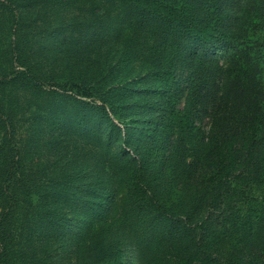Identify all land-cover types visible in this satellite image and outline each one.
<instances>
[{"label":"trees","instance_id":"obj_1","mask_svg":"<svg viewBox=\"0 0 264 264\" xmlns=\"http://www.w3.org/2000/svg\"><path fill=\"white\" fill-rule=\"evenodd\" d=\"M54 2L48 9L47 0H0V264L55 261L71 228L69 213L76 211L79 202L90 217L84 232H76L72 240L76 252L87 257L82 264H126L130 247L135 248L138 264H227L217 255L218 242H223L218 229L227 223L234 227L233 219L241 228L240 250L248 255L233 264H264V0H243L236 23L228 28L216 25V2ZM58 5H70L79 13L63 23L58 12L64 10H56ZM29 13L41 22L32 33L24 28V14ZM81 26L87 50L106 46L109 52L120 46V54L130 53L142 66L156 67L150 69L155 77L172 81L176 73L185 76L188 102L202 90L205 77L217 78L207 69L213 60L210 52L223 47L230 55L229 92L244 106L243 128L237 133L232 130L226 139L225 161H221L222 150L216 151L218 184L194 192L183 212L172 209V199L158 191L139 193L137 188L141 174L148 170L137 150L128 147L129 139L139 132L150 137L157 129L156 117L137 119L124 127L108 119L109 130L104 133L96 121L88 120L87 110L101 115L103 106L112 111L122 106L115 93L117 78L105 76L101 68L91 66L87 71L77 66L78 57L62 47L55 55L46 53L50 37L62 45ZM67 29L72 34L65 37ZM187 37L200 39L203 49L182 51ZM57 59L60 65L48 70ZM43 60L45 72L40 70ZM113 91V101L106 102L105 96ZM84 97L104 101L96 107V102ZM168 113L170 124L178 129L173 128L178 136L167 156L169 170L171 176L182 177L191 165L201 162L198 159L210 138L206 141L203 128L195 124L192 110ZM29 117L33 142L42 128L55 136L65 124L70 126L76 155L80 149L87 155L85 185L77 183L78 177L73 181L52 178V182V171L48 180L39 179L35 161H25L30 147L35 150V143H23V122ZM122 129L127 145L114 148L112 133ZM83 136L89 138L88 144H79ZM199 144L193 152L192 147ZM46 237L51 248L43 250L38 260L35 242Z\"/></svg>","mask_w":264,"mask_h":264},{"label":"rangeland","instance_id":"obj_2","mask_svg":"<svg viewBox=\"0 0 264 264\" xmlns=\"http://www.w3.org/2000/svg\"><path fill=\"white\" fill-rule=\"evenodd\" d=\"M183 1L205 4L207 2L215 3L217 0ZM47 2L48 9H51L49 7H54V0H47ZM216 3L218 7L214 15L217 18V27L228 28L230 25L236 23L234 17L239 13L243 0H218ZM62 9L64 11L58 12V18H63L64 21H61L63 23H69L70 19L76 13H79L77 10V12H73L74 8L70 5H58L56 7V10ZM36 18L35 14L29 13L26 17L24 14V28L26 31L32 33L39 28L38 25L41 22ZM79 19L82 20V16ZM36 23L38 24L35 27L34 25ZM82 31L83 27L81 26L75 32L74 38L71 41L64 40L62 45L61 40H57L56 37H50L46 53L55 55L60 47H62L64 51L67 50L71 57H78V61L75 63L77 66H83L87 71L91 66L101 68L105 76L109 74V77L117 78L116 82L119 88L115 93L117 94V98L120 99V102H122V106H119L116 111H112L109 106H103L101 108V111H103L101 115L87 110L89 116L86 117H88V120L93 123L96 121V125L104 133L109 130L108 119H114L124 127V125L134 124V121L137 119L156 117L157 129L150 137L144 136V132H139L132 135L131 139H129V145L131 146L128 147L138 151H136V154L139 158L141 155L143 159L142 164L148 170L147 173L141 174L137 188L139 193L158 191V193L163 194L167 199H172L173 202H170L172 209L178 207L183 212L186 210L185 204L188 200H192V194H195L194 192L204 191L206 185L213 187L218 184L217 179H215L216 177H214L216 175V151L219 153L222 150L220 152V154L222 153L221 161H225V158L228 157L227 148L225 147L227 144L226 139L230 136L232 130L237 129L234 132L237 133L240 131V128H243L242 123L245 120V113H243L244 106L237 103L233 95L229 92L230 55L223 47L210 52L213 60L208 61L207 69H211L213 71L212 73H217V78L212 80L205 77L202 90L197 92L191 102H188L191 96L186 90L185 76L176 73L172 81L155 77L150 72V69L156 67L150 64L142 66L140 62L131 58L130 53L125 52L120 54V46H115L109 52H105L106 46H98L96 49L87 50V41L83 37ZM71 34L67 29L65 37ZM59 38L61 39L62 37L59 35ZM102 41L100 40V42ZM199 48L202 50L203 46L201 40L198 38L187 37V39L182 41V51L198 52ZM49 59L51 60V56ZM60 63V59L55 60L50 64L51 67L48 70L53 69L54 64L58 67ZM40 70L42 72L46 71V62L44 60L42 61ZM119 82L122 84L120 85ZM113 93L114 91L105 96L106 102L113 101ZM86 99V101L91 100V102H96V107L104 101V99L102 100L100 98ZM75 106L77 107L78 103ZM172 109H176L178 113L192 110L196 118L195 124L203 128L206 141L210 138L206 149H204L203 154L198 159L201 162L197 166L196 164L191 165L187 174L182 175V177L178 175L171 176L169 162L167 160V156L172 154L173 145L178 136V131L173 130V128H177L169 122L168 112L172 111ZM105 112L108 114V117ZM80 113L83 114V111L80 110ZM29 115L26 113V117ZM39 121L40 119L37 122ZM31 122L32 119L30 117L23 122V132L26 138V140H23V143L27 146L35 143V150L30 147L25 161L26 163L35 161L36 174L39 179L48 180V171H52L51 181L52 178L59 181L64 179L73 181L74 178L78 177L77 183L82 186L85 185L87 155H84L83 149H80L76 155V150L73 147L75 144L74 136L71 134L72 129L70 126L65 124L64 128L54 133L55 136L48 129L42 128L35 133L36 142H33V140L29 139V126ZM79 140V144H82V142L88 144L89 138L83 136ZM55 141L56 144H54ZM111 142H113L114 148L125 147L127 144H125L126 136L124 129L117 134L112 133ZM183 144L189 146L186 142ZM199 147L200 144L193 146L192 151H196ZM32 153H35V155L33 156ZM185 177L187 178L186 181L184 180L186 179ZM65 184L68 186V183ZM70 191L72 190L70 189ZM77 192L79 195H83V188ZM233 202L239 203L236 198H234ZM76 207V211L69 213L72 216L68 221L71 228L66 232L64 242H61V253L58 255V258H55V261H48L49 264H82L87 260L85 254H78L76 252V241L72 244V240L75 238L76 232H84L88 226L90 217H88L87 210L81 202ZM219 208L223 209V205L219 206ZM212 211L215 212V210ZM73 215H75L74 220ZM231 218H228L229 222ZM71 220L73 221L71 222ZM232 223L234 227L230 226V223H227L226 226L220 225L218 229V237L220 239L223 238V242H218L217 255L224 263L228 262L227 264H233L236 258L248 259L246 252L240 250V247H243L242 241L240 240L241 228L237 226L234 219ZM48 242L50 240L47 237L38 239L35 242L38 260L42 258V254H44L42 253L43 250L46 251L51 248L49 246L47 247ZM126 262V264H138L134 247L128 248Z\"/></svg>","mask_w":264,"mask_h":264}]
</instances>
